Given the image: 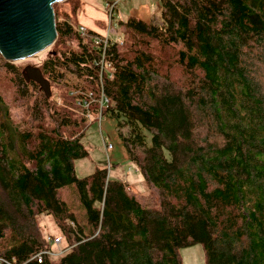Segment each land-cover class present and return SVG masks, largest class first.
I'll use <instances>...</instances> for the list:
<instances>
[{
    "label": "trees",
    "instance_id": "16d2710c",
    "mask_svg": "<svg viewBox=\"0 0 264 264\" xmlns=\"http://www.w3.org/2000/svg\"><path fill=\"white\" fill-rule=\"evenodd\" d=\"M58 3L57 39L34 64L50 98L24 80L26 64L0 55V253L17 264H183L179 249L200 244L205 264H264V0H159L161 21L120 20L102 115L155 206L106 166L77 175L89 123L74 91H99V49L70 13L58 19ZM48 235L63 252L39 261Z\"/></svg>",
    "mask_w": 264,
    "mask_h": 264
},
{
    "label": "rangeland",
    "instance_id": "374dc122",
    "mask_svg": "<svg viewBox=\"0 0 264 264\" xmlns=\"http://www.w3.org/2000/svg\"><path fill=\"white\" fill-rule=\"evenodd\" d=\"M153 2L155 0H149ZM159 1V0H158ZM117 1L116 0H80V5L76 12H73L72 2H61L56 5L58 12V19H66V14L70 13L69 21L77 29L78 26H84L88 31H93L95 35H106L109 31L111 37L121 36V25L120 20L125 19L128 15L126 2L132 3L129 0H120L112 12L110 13V5ZM119 8V14L116 8ZM156 13V20L154 23L161 21V7L152 6ZM55 12V10H54ZM126 14V15H125ZM56 22V13H55ZM77 26V27H76ZM89 33V32H88ZM47 49L40 52L38 55L26 58L24 60L8 61L14 64H37L47 55ZM1 55V54H0ZM3 58V57H2ZM4 59V58H3ZM5 60V59H4ZM7 61V60H6ZM69 87H53L54 96L59 94L64 97L67 95ZM57 97V96H56ZM59 97V96H58ZM102 133L106 138L107 142L111 143L113 148L107 153L104 149V144L100 136L98 121L95 116H92L91 121L83 136V143L88 150L89 155L84 158H80L75 161V169L77 175L84 176L90 174L94 171L95 167L106 166L110 170V176L119 174L121 177L126 179L132 188V190L137 194L138 198L146 202L149 206H155L154 194L150 187L147 185L145 179L138 173L135 164L127 159V154L125 147L116 127L115 120L108 115H102ZM124 132L125 129H122ZM117 163V168L111 167L110 163ZM41 225L46 233H57V228L50 215L40 216ZM49 237H54L48 235ZM54 247H57L55 249ZM62 243L60 241L57 245H52V249L56 251L57 254L63 252ZM183 264H205L204 252L200 244H193L190 246L181 247L179 249Z\"/></svg>",
    "mask_w": 264,
    "mask_h": 264
},
{
    "label": "water",
    "instance_id": "95a60500",
    "mask_svg": "<svg viewBox=\"0 0 264 264\" xmlns=\"http://www.w3.org/2000/svg\"><path fill=\"white\" fill-rule=\"evenodd\" d=\"M65 0H0V54L7 61L26 58L49 47L57 39L54 3ZM21 74L37 83L46 98L50 81L39 67L26 64Z\"/></svg>",
    "mask_w": 264,
    "mask_h": 264
},
{
    "label": "built area",
    "instance_id": "2783aa9c",
    "mask_svg": "<svg viewBox=\"0 0 264 264\" xmlns=\"http://www.w3.org/2000/svg\"><path fill=\"white\" fill-rule=\"evenodd\" d=\"M115 4L116 2H113L109 7L110 13L112 12V14L115 8ZM77 31L82 36H86L88 34V30L84 26H78ZM92 42L97 47V49H99V55L96 60V63L99 69V91L96 93L91 90L87 92L80 91V93H78L77 91H74L75 94L82 95L76 101V104H77L76 110L88 120V123H90L92 116H95L97 118L100 136L104 144V149L108 156L109 151L113 148V146L111 143L107 142L106 138L104 137L102 133L101 121H102V110L105 106H107L110 103V99L106 95L103 89L102 80H103L104 75H108L110 77L113 76L112 72L109 70L110 64L107 62V59H106L107 51L110 48V46L113 45L114 43L121 44L122 38L121 36L111 37L109 31H107L106 35H103V36L93 35ZM54 102L57 105H65L70 108H73L72 105L65 104L63 100L61 99V97H58V96L55 97ZM95 106L97 107V111L93 112L92 109L95 108ZM48 240L50 241L51 245H57L61 241V236L57 235L54 237H49ZM49 253L50 255L57 254L53 249L49 248V250H43L34 255L40 261L42 259L43 254H49ZM1 263L17 264L14 258L11 257L10 259L6 257L3 253H0V264Z\"/></svg>",
    "mask_w": 264,
    "mask_h": 264
},
{
    "label": "crops",
    "instance_id": "0c3cea01",
    "mask_svg": "<svg viewBox=\"0 0 264 264\" xmlns=\"http://www.w3.org/2000/svg\"><path fill=\"white\" fill-rule=\"evenodd\" d=\"M117 4H119L118 2L120 0H116ZM132 3H127L126 2V6H128V9L126 12H128V15H133L141 20H143L144 22H150L153 20H156V13L155 11H157L158 9H155V11L153 10L152 6L154 7H160L159 6V1L155 0L153 2H150L149 0H129ZM116 4V6H117ZM117 12L119 14V8L117 7ZM161 13V12H160ZM126 15V14H125ZM126 15V16H128Z\"/></svg>",
    "mask_w": 264,
    "mask_h": 264
},
{
    "label": "bare ground",
    "instance_id": "6f19581e",
    "mask_svg": "<svg viewBox=\"0 0 264 264\" xmlns=\"http://www.w3.org/2000/svg\"><path fill=\"white\" fill-rule=\"evenodd\" d=\"M44 50H46V49H44ZM44 50H42V51H44ZM42 51H39V52L35 53L34 55H32V56H30V57L36 56V55H38V54H39L40 52H42ZM30 57H26V58H30ZM26 58H20V59H17V60H24V59H26Z\"/></svg>",
    "mask_w": 264,
    "mask_h": 264
}]
</instances>
